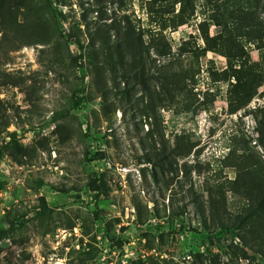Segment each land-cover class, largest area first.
Listing matches in <instances>:
<instances>
[{
  "label": "rangeland",
  "instance_id": "obj_1",
  "mask_svg": "<svg viewBox=\"0 0 264 264\" xmlns=\"http://www.w3.org/2000/svg\"><path fill=\"white\" fill-rule=\"evenodd\" d=\"M240 12L264 21V0L0 1V264H264L241 229L213 222L207 194L233 217L239 172L264 181V32L246 35ZM10 13L50 39L15 47ZM237 44L263 74L243 106L224 73Z\"/></svg>",
  "mask_w": 264,
  "mask_h": 264
},
{
  "label": "trees",
  "instance_id": "obj_2",
  "mask_svg": "<svg viewBox=\"0 0 264 264\" xmlns=\"http://www.w3.org/2000/svg\"><path fill=\"white\" fill-rule=\"evenodd\" d=\"M1 4H4V2L8 0H0ZM16 3L19 0H14ZM25 9L27 6L24 7ZM241 16L239 15V18H233V20L239 25L241 22V28L245 31L246 35L252 36V37H261V34L264 32V21L259 18L260 14L257 15V18L253 14H245L240 12ZM10 20L12 22L16 21V14L13 13L4 15L3 16V25L5 31H12V42L15 47L19 46H25V45H31L34 43H45L47 42L51 37V30L47 28L45 31L44 28L36 27L35 30L30 34V36L24 35L22 32L17 30V26L15 24H11ZM39 20V19H38ZM235 23V24H236ZM45 24V21H44ZM36 25V24H35ZM15 27V28H14ZM239 27V28H240ZM239 29L238 26L236 27L231 26L228 32L229 34L225 35L227 36V40L231 39V34L233 33L232 29ZM90 31V30H89ZM96 33V32H95ZM90 35L92 38H100L102 42V46L100 48H104L106 46H109L110 44H107V41L105 38L101 35L94 34L90 32ZM242 35V34H239ZM117 54L115 56V62L120 63L123 62L124 56H122V52L119 50V45L121 46V42L117 39L116 42H114ZM122 43L124 44L125 52L127 53L126 56L130 64L134 65H143L142 64V58L144 57V53L141 51H136L137 45L135 43V39L132 38L130 35H128V32H124ZM137 45V46H135ZM156 52L159 55H167L170 52L166 49H163L162 47H158L157 44L155 45ZM215 50V47L208 46L207 48H204L202 51L205 52L207 50ZM149 51V49H148ZM224 51V50H222ZM233 54L227 53L228 58V67L226 70H224V73H229L228 78L234 77L235 82L231 85V91L234 92L236 100L240 102V106L245 105L247 102L251 100V98L257 93V90L259 86L262 84L263 81V74L258 69L257 64L253 63H246L242 60V54H243V46L241 44L235 45L233 47ZM231 51V52H232ZM241 57V58H236ZM237 65L239 67H237ZM142 69V67H140ZM122 75V74H121ZM144 72L143 70L137 71L134 73V76L136 78L143 76ZM113 79H115V76H113ZM125 92H128L126 90ZM239 106V107H240ZM257 118V126L256 129L260 133V141L264 144V106L257 108L256 113ZM159 163L170 165L172 167V163L169 161V159L164 156L161 158ZM256 166V164L254 165ZM154 179L157 180V176L154 174ZM233 190L242 196H244L246 203L242 206L238 214L231 217V215L226 216V204L225 199L223 195H214L209 191L207 194H209L208 203L210 205V213L213 222H216L217 225H224V223L230 222L229 225H234L235 227L241 229L245 235V238L247 240V244L254 250L256 253L261 254L264 256V181L261 180L259 177L258 171L249 170L247 167L245 169H242L239 172V176L233 180L232 182ZM190 195L191 200L193 203H198V213L203 217L204 221L202 222L203 225L207 227L206 223V217H205V211L206 208L202 206L204 204V201L202 198H199V195L197 191H195L193 184L190 186ZM186 207V204H185ZM137 208L139 209V206L137 205ZM172 213H174V210H171ZM184 212V210H182ZM175 215H178V213H174ZM80 264H89V263H80Z\"/></svg>",
  "mask_w": 264,
  "mask_h": 264
}]
</instances>
